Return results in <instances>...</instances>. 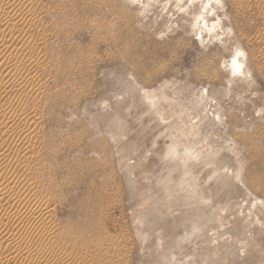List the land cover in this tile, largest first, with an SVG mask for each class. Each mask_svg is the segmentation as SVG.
<instances>
[{"label":"rangeland","instance_id":"1","mask_svg":"<svg viewBox=\"0 0 264 264\" xmlns=\"http://www.w3.org/2000/svg\"><path fill=\"white\" fill-rule=\"evenodd\" d=\"M5 3L0 264H264V0Z\"/></svg>","mask_w":264,"mask_h":264},{"label":"bare ground","instance_id":"2","mask_svg":"<svg viewBox=\"0 0 264 264\" xmlns=\"http://www.w3.org/2000/svg\"><path fill=\"white\" fill-rule=\"evenodd\" d=\"M2 1V4L0 5V10H7V7H9V6H7V4L8 3H5V0H1ZM7 2V1H6ZM9 5V4H8ZM7 6V7H6ZM2 22V21H1ZM1 24V23H0ZM1 27V26H0ZM2 27H4V24H3V26ZM6 42H4V44H5ZM6 46V45H5ZM1 48V47H0ZM15 51V50H14ZM14 51H12V50H10L8 47H2V49L0 50V54H2L1 56H2V58H4V59H6V60H10V59H12L13 61H15V59H16V53L14 54ZM8 58V59H7ZM37 85V84H36ZM34 90V89H33ZM36 91V90H35ZM34 95V94H33ZM33 97V96H32ZM37 116V115H36ZM0 117H3V119H5V121L7 122V124L8 123H12L11 122V119H9L8 117H6V115L3 113V112H1L0 113ZM13 117V120L12 121H16V123H22L23 122V120L24 119H26V117L23 115V114H21V116L19 117L18 115H16V116H12ZM29 120V119H28ZM27 121V119L24 121V123H23V125H28V127H30L29 126V124L28 123H30V122H28ZM15 123V124H16ZM14 124V123H13ZM14 124V125H15ZM32 126V125H31ZM27 127V128H28ZM12 128V124L7 128V133H13V132H16L17 133V136L20 134V136L19 137H21V138H28L29 137V133L31 134V132H30V129L28 128L27 130H24L23 128H20V127H14V129H11ZM32 128H33V126H32ZM38 129V128H37ZM34 132V131H33ZM15 133V134H16ZM11 136H13V135H11ZM17 136H16V138H17ZM30 137H31V135H30ZM15 138V139H16ZM32 138H33V136H32ZM10 139H11V137H10ZM20 139V138H19ZM19 139L17 140V141H19ZM24 140V139H23ZM26 140V139H25ZM31 140V139H30ZM29 140V142L28 143H30L31 141ZM33 140V139H32ZM16 141V140H15ZM22 142V141H21ZM27 142H26V145H27ZM171 145H170V147H169V152L168 153H166V157H168V158H170V159H172V160H174L175 161V163H176V166H181L182 167V173H183V170H186L187 171V174H183L182 175V177H181V179H180V184H181V186L182 185H184L185 183H186V181H188V180H190L191 179V177H189V175L191 174V172L188 170V168H187V166H189V164H188V161L190 162V161H197V159H198V155L196 156V155H194V157L191 155V148H189V147H187V146H184V145H181L180 143H178L177 141H174L173 139L171 140ZM32 143V142H31ZM31 145V144H30ZM27 146V148H26V150H30V153H31V150H32V147H33V149H34V143L31 145V146ZM23 148H24V146H23ZM178 148H184V150L183 151H179L178 150ZM8 149H10L9 148V146L7 147V145H6V151L8 150ZM0 151H1V149H0ZM21 151H23V149L21 150ZM23 152H25V150L23 151ZM33 152V151H32ZM188 153H190V159H189V157H188ZM2 154V153H1ZM20 154H22V153H20ZM26 154H28L29 155V152L28 153H26ZM26 154H25V157H27L26 156ZM30 156V155H29ZM196 156V157H195ZM24 158V157H23ZM29 158V157H28ZM32 158V157H31ZM26 159V158H25ZM187 159H189V160H187ZM30 160V159H29ZM26 161H27V159H26ZM207 162V161H206ZM33 163V162H32ZM216 168V167H215ZM218 168V167H217ZM217 170V169H216ZM4 178V177H3ZM186 178V180L185 181H183L184 179ZM8 181V180H7ZM7 181H3L1 184H0V200L2 199V198H6L5 196H6V192H7V185H8V182ZM190 188V187H189ZM21 201V198H19L18 196H15V197H13V198H11L10 199V201L8 200V202L6 203V205H3L2 207H0V215H4L5 213H10V215L12 216L13 214H14V210H13V207H14V204L16 203V202H20ZM21 203V202H20ZM32 204V203H31ZM30 204V205H31ZM16 205V204H15ZM17 206V205H16ZM40 206V205H39ZM18 207V206H17ZM30 207V206H29ZM16 207H14V209H15ZM19 208V207H18ZM19 210V209H18ZM18 210L17 211H15V214H14V217H15V219L12 217V219L15 221H19V222H21L22 223V219H23V216L25 217V218H27L28 216H26V212L24 211V213H22V215H20L19 213H16V212H18ZM21 210H25L24 208L23 209H21ZM20 210V211H21ZM31 211H29V214H30V216H34V212H32V213H30ZM9 215V214H8ZM7 215V216H8ZM4 216H6V215H4ZM29 216V217H30ZM45 216V215H44ZM47 217V216H46ZM7 219H8V217H6ZM9 218H10V216H9ZM31 218V217H30ZM6 219V220H7ZM11 219V220H12ZM10 220V219H9ZM8 220V221H9ZM15 221V222H16ZM8 222H6L5 224H7ZM17 223V222H16ZM20 223V224H21ZM10 224V223H9ZM11 224H12V222H11ZM37 224V223H36ZM2 225V224H1ZM4 225V224H3ZM2 225V226H3ZM14 225V224H13ZM7 226H8V224H7ZM6 226V227H7ZM2 228V227H1ZM9 228V227H8ZM38 229V228H37ZM1 230V229H0ZM13 237V234H12V232H9L8 233V230H7V228L6 229H4L1 233H0V241H2V240H7L9 237ZM27 248V247H26ZM25 248V249H26ZM10 249V248H9ZM11 250V249H10ZM24 250V249H23ZM2 251H4V250H2ZM7 251H9L8 250V248H6L5 249V251L4 252H6L7 253ZM3 252V253H4ZM12 252V251H11ZM19 252V251H18ZM16 253V252H15ZM21 253V252H20ZM19 254V253H18ZM1 255H3L1 252H0V257H2ZM5 255V254H4ZM6 255H10V251L8 252V254H6ZM1 259V258H0Z\"/></svg>","mask_w":264,"mask_h":264},{"label":"snow or ice","instance_id":"3","mask_svg":"<svg viewBox=\"0 0 264 264\" xmlns=\"http://www.w3.org/2000/svg\"><path fill=\"white\" fill-rule=\"evenodd\" d=\"M237 55H240L239 53ZM237 68L239 67L238 65L236 66Z\"/></svg>","mask_w":264,"mask_h":264}]
</instances>
